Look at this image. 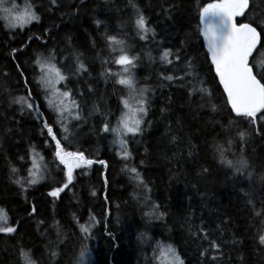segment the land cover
<instances>
[{
	"label": "trees",
	"instance_id": "trees-1",
	"mask_svg": "<svg viewBox=\"0 0 264 264\" xmlns=\"http://www.w3.org/2000/svg\"><path fill=\"white\" fill-rule=\"evenodd\" d=\"M15 2L24 6L27 0ZM212 2L57 0L53 5L51 0H35L41 17L38 22L10 30L0 19V207L7 210L9 224L16 227L15 233H0V264H21V248L31 250L38 264H76L83 245L88 249L86 264H159L154 258L159 254L157 242L173 245L185 264H264V245L257 239L264 226V183L258 182L264 174V124L257 120L262 131L256 134L245 120L229 111L207 43L198 32L199 10ZM133 5L155 29L154 40L139 39ZM253 18L264 21V0H249L246 17L237 18V22ZM96 20L101 21L99 26ZM105 33L124 40L128 55L140 56L132 71L138 86L146 84L151 90L142 133L127 137L129 160L123 159V148L114 135L100 131L106 117L110 125L116 123L122 108L119 98L126 94L112 78L100 75L105 68L121 70L120 65L101 63L120 54L119 46L116 52H109ZM261 44L251 62L264 52ZM164 48H181V66L185 57L192 58L204 87L211 91L210 103L199 95L190 97L187 87H180L178 81L160 79L159 73L173 71L159 61ZM48 49L56 50L58 66L68 75L60 89L65 90L66 84L81 108V120L69 121L68 140L61 139V143L69 151H84L88 158L107 165L93 163L76 169L72 183L58 199L48 192L64 182L63 166L58 167L54 160L53 142L43 121L53 126L57 138L64 133L55 123L56 114L38 84L39 69L33 63L37 54H47ZM75 52L83 54L87 73L73 75L71 54ZM146 52H151L155 62L147 59ZM28 90L37 110H21L19 104L12 103L13 97L27 96ZM240 130L249 133L243 142L237 136ZM229 139L233 141L230 146L226 143ZM217 145L226 149L227 159L244 156L250 165L244 177L219 162ZM33 147L44 157L37 162L46 163L48 172L39 183L22 190L13 181L27 176ZM126 165L137 169L144 184L132 178L134 174ZM12 167L18 169L16 174ZM248 171L253 172L251 181L246 179ZM249 197L261 216L247 203ZM33 205L35 213L31 212ZM91 216L99 223L85 236L79 225L91 224ZM201 228L207 233L206 240L204 233L192 235ZM211 240L220 245L219 252L209 248ZM205 248L209 251L201 256ZM52 251L57 253L55 257Z\"/></svg>",
	"mask_w": 264,
	"mask_h": 264
},
{
	"label": "snow or ice",
	"instance_id": "snow-or-ice-1",
	"mask_svg": "<svg viewBox=\"0 0 264 264\" xmlns=\"http://www.w3.org/2000/svg\"><path fill=\"white\" fill-rule=\"evenodd\" d=\"M55 5L57 0H51ZM136 8L135 5H133ZM249 9V0H214L212 3H206L199 10V26L198 32L202 34L207 43V53L210 56L211 65L214 67L215 76L218 77L219 84L223 87V92L226 94V103L229 106V111L235 114V117L245 120L256 134H260L261 127H257V120L259 119L264 124V52L259 53L258 57L253 59L250 63L249 58L253 51L261 44V35L264 34V21H257L253 18L250 22H237V17H246V10ZM169 9L163 8L165 13ZM40 15L37 11L35 0H27L23 8L15 2V0H0V19L6 22V26L11 29L24 28L32 22H38ZM95 23L99 26L101 21L96 20ZM137 35L140 40L155 39V29L151 28L143 15V13L136 8V18L134 20ZM259 29V31H258ZM150 34V35H149ZM31 39V37L29 38ZM104 42L109 52H116L119 46V55L113 57L111 61L104 59L102 64L109 62L120 65L121 70L113 72L111 68H105L101 72V76L112 78L114 83L123 87L126 94L120 96V104L122 105L120 115L116 119L114 125L105 118L101 132H111L118 143L123 148L122 157L129 160L131 153L127 150V137L135 138L143 131L142 125L145 123L144 117L147 116L150 107V88L145 85L138 86V81L133 73L140 59L139 55H128L125 51V41L119 39L116 35L104 34ZM183 44V41H181ZM264 48V44H261ZM16 52V49H12ZM74 60L73 75L88 72V66L82 60V53H72ZM145 56L150 62H155L156 58L151 55V52H146ZM181 48L173 50L172 48H164L160 51L159 61L167 66H171L173 71L161 72L159 77L162 81L173 82L178 81L180 87H187L188 95H199L201 100L210 103L211 91L204 87V81L199 78V74L195 70V66L191 57L183 59V66H181ZM34 65L39 69L38 84L44 88L48 106L55 112V123L60 125L64 135L57 138V134L53 126L43 121V128L47 130V136L53 142V157L58 161V167L63 166L61 171L64 173L65 180L59 186H54L48 192V195L53 198H59L69 184L72 183L74 177L73 173L76 169H85L90 167L93 163H100L107 167L105 161H94L85 155L84 151H69L61 143V139L67 141L69 133V121L81 120L80 103L72 96L71 90H61L56 87L57 84L67 81L68 75L62 71L59 65L60 61L57 59L55 49H48L47 54L39 53L34 57ZM19 67V65H17ZM179 71L180 75H175V71ZM23 75V73H21ZM186 82V83H185ZM24 84L27 85V79H24ZM82 95V93H81ZM12 103L19 104L21 110L28 109L30 111L37 110L38 106L34 104L31 99V91L28 90L27 96L13 97ZM215 111V105H211ZM98 111L99 108L96 107ZM163 111V109L161 110ZM37 117L41 114L37 111ZM43 134V132H42ZM246 135H249L244 130L237 132V136L241 142L244 141ZM175 141L176 137H172ZM232 140L229 139L226 143L230 146ZM45 144L48 141L45 140ZM217 152L219 153V162L227 166L234 173L241 177L245 176L246 170L250 167L248 161L241 155L235 161L227 159L225 156L226 149L217 145ZM243 146L241 147L242 151ZM44 160L43 156L37 153L35 147L30 150L29 159L31 166L26 168L27 176H17L13 181L21 186V189H26V186H32L44 179L48 172V165L46 163H38ZM21 160L24 158L21 157ZM141 163H143L141 161ZM127 168V165H126ZM127 170L134 174L133 179L138 183L144 184L135 167L127 168ZM13 174L18 172L15 167L11 168ZM207 171V169H205ZM253 172L248 171L246 179L251 181ZM258 182L264 183V174L258 178ZM107 183V180H105ZM253 187L255 185H252ZM147 188V185H144ZM244 196H249L248 192L241 189ZM95 194V193H93ZM247 203L254 209V214L261 216V212L255 210L253 200L249 197ZM154 208L158 207L153 205ZM32 213L36 212V207L33 205ZM163 216V213H160ZM91 224H80L79 230L85 234L90 235L91 228L99 223L94 216L90 217ZM41 223H43L41 221ZM262 225H264V218H262ZM58 227V222H57ZM16 232V227L9 224V216L6 209L0 207V233L12 234ZM199 233H204L203 239H207V233L204 229L199 232H193L192 235L199 237ZM109 235H111L109 233ZM59 237V233H58ZM142 238L143 234H142ZM258 242L264 245V226L259 231ZM209 248L220 251V245L215 240L209 241ZM159 254L155 255V259L159 264H185L184 259L180 256L176 248L171 244H161L157 242V249ZM209 249L205 248L200 255L205 256ZM87 245H83L80 249L76 264H86ZM55 257L57 253L51 252ZM19 257L21 264H38L32 257L31 250L21 248L19 250ZM213 260L217 257L213 256Z\"/></svg>",
	"mask_w": 264,
	"mask_h": 264
},
{
	"label": "rangeland",
	"instance_id": "rangeland-1",
	"mask_svg": "<svg viewBox=\"0 0 264 264\" xmlns=\"http://www.w3.org/2000/svg\"><path fill=\"white\" fill-rule=\"evenodd\" d=\"M20 7L23 8V6H20ZM32 23H33V22H32ZM32 23H31V24H32ZM31 24H29V25H27V26H30ZM27 26H25V27H27ZM60 85H61V83H60V84H57L56 87L60 88Z\"/></svg>",
	"mask_w": 264,
	"mask_h": 264
},
{
	"label": "water",
	"instance_id": "water-1",
	"mask_svg": "<svg viewBox=\"0 0 264 264\" xmlns=\"http://www.w3.org/2000/svg\"><path fill=\"white\" fill-rule=\"evenodd\" d=\"M237 18H239V17H237ZM237 18H236V20H237ZM254 51H255V50H254ZM254 51H253V53H252V56L249 58L250 63H251V60H252V57H253Z\"/></svg>",
	"mask_w": 264,
	"mask_h": 264
}]
</instances>
